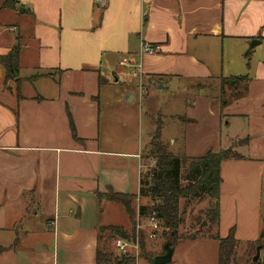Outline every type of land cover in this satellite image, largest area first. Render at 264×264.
<instances>
[{
	"label": "crops",
	"instance_id": "obj_1",
	"mask_svg": "<svg viewBox=\"0 0 264 264\" xmlns=\"http://www.w3.org/2000/svg\"><path fill=\"white\" fill-rule=\"evenodd\" d=\"M143 42L159 50L141 53ZM14 47L18 84L0 64V264H97L109 206L122 212L97 195L142 201L141 104L152 120L173 82L185 91L170 95L161 140L188 158L244 141L220 165L218 233L257 242L264 0H0V56Z\"/></svg>",
	"mask_w": 264,
	"mask_h": 264
},
{
	"label": "trees",
	"instance_id": "obj_2",
	"mask_svg": "<svg viewBox=\"0 0 264 264\" xmlns=\"http://www.w3.org/2000/svg\"><path fill=\"white\" fill-rule=\"evenodd\" d=\"M18 54L17 48L14 47L6 55L0 56V64L6 71V80H15L18 82ZM246 76L233 77L231 79H222L221 93L225 86L232 89H240L241 84L246 82ZM240 95V90H239ZM227 101L221 99V105L225 106ZM162 122L157 121L155 130L151 134L150 145L146 157L153 161V165L145 174H142L140 180L139 197L147 200L148 204L138 206L137 214L142 217L153 214L157 219L159 226L163 229L168 237L172 239L171 246L174 247L179 240L177 231L182 223V211L180 207L181 201L186 206L192 201L200 202L208 199V207L204 210V219L200 222L201 227H206L202 236H209L217 241V264H236L235 259L236 248L239 242L235 239L233 231L230 230L226 237H221L218 233L219 226V193H220V165L221 162L228 159H239L241 156L236 152L209 150L205 155L196 158H188L184 155H176L172 153L167 144L161 140ZM244 143V142H243ZM108 195L98 194L99 200L109 201L118 204L125 215L131 222L132 227L125 230L119 225H107L100 228L99 240L103 238L101 233L107 231L105 238L128 239L135 237V215L134 203L136 196L130 194L107 192ZM214 229L215 232L210 231ZM139 245L141 251L145 249V237L139 232ZM188 237H196L192 232ZM187 238V237H186ZM178 241V242H177ZM260 242L247 243L244 247V254L249 258L246 264H264L260 257L257 261H252L255 255L256 247ZM0 250H2L0 248ZM163 250H161L162 252ZM159 252L158 254H160ZM151 257L157 253L150 254ZM107 252H102L97 248L96 261L97 264L102 262H111L114 258H109ZM119 259V260H117ZM134 257L121 256L115 258L116 264H133Z\"/></svg>",
	"mask_w": 264,
	"mask_h": 264
},
{
	"label": "rangeland",
	"instance_id": "obj_3",
	"mask_svg": "<svg viewBox=\"0 0 264 264\" xmlns=\"http://www.w3.org/2000/svg\"><path fill=\"white\" fill-rule=\"evenodd\" d=\"M16 36V34H12L11 37ZM24 44V43H23ZM15 81V80H14ZM18 84V82H16ZM192 84V83H190ZM217 84V83H216ZM185 83L184 82H173L172 84V90L170 91H158L155 97H153V102L160 107V111L163 116L160 114L154 113L152 120L148 119L145 111H146V105L145 101H143L142 105V115L140 119V132H141V139H142V147L143 149H146L150 145V133H152L155 130L156 127V119L162 120V127H163V137L162 140L166 141V137H168L172 133V120L169 118L170 116L167 115V102L169 99H171V94L177 95L178 93H181L185 91L184 88ZM218 85V84H217ZM140 89V95L143 96L144 86L141 85ZM217 86H215L216 88ZM192 89L189 90V95H194L196 92H192ZM215 94L217 95L218 92H216L215 89L210 88L206 89L205 93L209 94ZM180 110V108H179ZM181 111H179V114ZM243 140H233L230 141L225 147L223 148H216L213 150L214 152L217 151H225L228 152H235V148L239 147L240 145H243ZM171 146H168L170 149ZM144 164L146 165V168L144 169L145 172L148 171V169L153 165L152 160L144 161ZM251 184V183H250ZM258 190H259V200L258 205H261V212H262V229L260 233L258 234L257 241L260 242L259 245L263 246L261 251V258L263 259V251H264V176L262 184H258ZM105 196L108 195L107 192L103 193ZM208 199L202 200L200 202L192 201L190 204L186 206L184 201H181L180 207L182 211V223L177 231V238H184L179 240V242L173 247V253L171 256V259L169 262L165 264H217V241L210 238L209 236H202L201 233L206 232V227H201L200 222L204 219V210L208 207ZM148 204L147 200L142 198V201H135L134 203V209L136 211V215L134 217L135 219V237L128 238L127 240L138 243L140 241L139 232H142L145 237V249L143 252L141 251L140 245L139 250L135 251L134 249L131 250L130 253L125 255H120L114 248V240L117 239L116 236H113L112 238H105L108 235V232L105 231L101 233L103 238L99 242V249L104 252L106 251L109 258H114V260H110L111 262H102L100 264H116L115 258H120L121 256H131L134 257V263L133 264H153L151 262V255L152 253H157L156 256L161 255L163 253L162 247L163 244L166 243V241L170 240V244H172V239H166L168 237L165 234L166 231L163 229H160V235L156 239H149L148 238V230H149V222L148 220L144 219L145 217L140 218L137 214L138 206ZM119 209V207H118ZM109 217L110 219L114 220L109 225H119L122 226L125 230H129L132 225L129 221L128 217L125 215V213L119 210L117 211V207L109 206ZM143 225V229H139L137 225ZM192 232L196 234V237H188ZM211 233H214L215 230L212 229L210 231ZM187 237V238H186ZM244 243L239 242V245L236 248V255L235 259L237 261L236 264H246V260L249 258L247 254H244L243 247ZM161 252L160 254H158ZM155 257V256H154ZM119 260V259H117Z\"/></svg>",
	"mask_w": 264,
	"mask_h": 264
},
{
	"label": "built area",
	"instance_id": "obj_4",
	"mask_svg": "<svg viewBox=\"0 0 264 264\" xmlns=\"http://www.w3.org/2000/svg\"><path fill=\"white\" fill-rule=\"evenodd\" d=\"M99 1V0H93ZM159 50V46L151 45L147 42H143L141 44V53L146 54H155ZM139 216V215H138ZM142 218V216H139ZM144 219L148 220L149 222V230H148V238L149 239H156L160 235V226L157 219L154 217L153 214L146 216ZM139 229H143V225H137ZM114 248L120 255H125L131 252L132 249L135 251L139 250L138 243H133L127 239L117 238L114 240Z\"/></svg>",
	"mask_w": 264,
	"mask_h": 264
},
{
	"label": "water",
	"instance_id": "obj_5",
	"mask_svg": "<svg viewBox=\"0 0 264 264\" xmlns=\"http://www.w3.org/2000/svg\"><path fill=\"white\" fill-rule=\"evenodd\" d=\"M255 43H257V41L251 42L252 45ZM162 250L163 253L161 255L151 258V262L153 264H165L170 261L173 253V247L170 244V240L166 241V243L163 244ZM260 250H261V245L256 247L255 255L252 257V261H257L259 259Z\"/></svg>",
	"mask_w": 264,
	"mask_h": 264
}]
</instances>
